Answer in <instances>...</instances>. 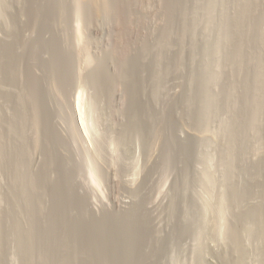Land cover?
<instances>
[{
    "label": "rangeland",
    "instance_id": "1",
    "mask_svg": "<svg viewBox=\"0 0 264 264\" xmlns=\"http://www.w3.org/2000/svg\"><path fill=\"white\" fill-rule=\"evenodd\" d=\"M32 1L0 0V130L6 127L11 119H17L21 115V107L14 97L15 93L28 88L29 82L37 83L42 113L38 130L40 144L37 150L32 149L28 125L25 128L24 137L27 138L23 149L27 145L28 150H24L30 153V159L28 157L30 164L27 168L32 175L42 173L47 155H51L53 159L51 165L45 168L48 172L46 180H49L45 182L46 186L44 184L46 188L42 203L45 222L42 223L44 225L48 223L44 227H51L49 231L53 237L56 235L54 238L60 236L62 228L59 227L64 224L65 230L73 235L70 238L75 248L77 247L78 256L69 264H101L102 261L105 264H224L227 258L233 260L236 255L232 248L230 227L236 223L241 202L240 205L234 203L231 200V192L237 183L247 184L245 187L251 191L253 185L264 177V116L260 117L259 122L257 121L259 124L257 123L253 130L249 129L252 132L247 131L246 137L249 138L247 142L245 140L242 143L241 140L235 139L233 144L231 143L232 124L235 118L233 115H237L231 110L233 104H223L228 108H219L218 111L208 106L207 101L205 102L208 104H201L203 103L200 98L201 90L196 89L198 85L196 78L199 76L194 77L195 81L191 83L189 81L193 72L202 74L205 66V71L210 69L208 72L215 73L214 76L217 77L208 80L210 81L207 82L208 86H203L202 97L204 98L205 94L217 95L221 92L223 88L221 83L224 82L222 80L227 76L224 74L230 70L227 65L221 63L222 54L228 47L224 48L225 50L221 49L219 54L212 52L208 56L203 50L205 44L212 45L216 39L221 12L224 9L231 12L230 2L218 0L217 5L221 7L219 5L213 7L211 21L208 19L210 22L206 21L201 11L204 0L187 2L189 12L197 5L198 17L203 24L208 22V25L204 24L207 28L200 22L194 37L190 32L184 34L181 41L183 49L181 63L179 66H173L175 64L172 58L178 51V36L175 29L179 28L180 22L177 20L179 24H175L176 28L170 37L171 48L168 46L166 51L163 50L165 57L162 59V62L164 61L162 66L168 68V72L160 83L161 86L159 85L157 97H154L156 100H153L151 81H148L151 80L153 69L151 55H147L150 60L147 56L143 59L140 56L141 51L136 50L135 44L131 47L132 60L127 68L130 70L132 80L120 82L116 95L110 92L116 75L110 62L112 49L117 47L116 41L118 49L121 51L124 49L123 45L114 39V34L119 30L118 26L113 24L105 29V23L94 19L84 4L83 7H79L77 13L76 0H61L62 2L40 0L36 1V4L39 5L38 16H41L39 17L41 19L36 28L31 29L32 15H35ZM155 4L152 7L156 9ZM156 15L159 14H147L148 24L145 23L144 27L147 34H150V31L154 33L156 27L163 24L161 16ZM52 23L57 24V27ZM98 24L102 30L95 29ZM175 35L177 37L174 38ZM39 39L50 40L49 42L55 44L54 51L61 62L59 84L56 86L52 83L51 73L54 74L56 63L55 60L52 61L51 50L43 53L44 49L38 48L41 46H33ZM47 41L45 45H48ZM23 42L25 46H22ZM11 44H14V48ZM10 53H13L15 58H12L15 62L19 61L20 75L18 71L16 78L15 76L8 78L11 76L9 75L11 69L7 65L5 55L10 56ZM28 63L32 65V72ZM208 72L206 77L211 75ZM91 75L94 79L89 78ZM5 76L8 80H5ZM11 79L14 80L11 82ZM45 82L50 89L44 88ZM238 93L232 96L237 98V104H234L236 108L242 103ZM192 96L198 101L192 99ZM143 108L146 111L142 110ZM196 111H201V115H197ZM157 112L159 114L155 116ZM131 120H136L135 123L139 125L135 131L125 130L131 124ZM16 125L14 124L15 127ZM0 133L4 139L1 140L2 146L4 145V156L7 153L8 157H12L1 158L0 155V159L6 158L4 160L8 161L0 160V224H3L2 228L0 227L2 233L0 235L6 237L8 236L6 225L9 224L7 215L13 207L11 202L17 197L20 198L19 193H16L18 190L12 186L15 170L13 155L17 156L20 150L17 139H14L15 135L9 132L7 127ZM240 145H245L242 146L245 149ZM22 157L26 158L25 154H22ZM243 166L247 167L248 173ZM252 172L257 174L260 172L261 177ZM249 177H253L255 183L251 181L254 179ZM250 191H245L244 195L249 196ZM63 201L67 210L61 206ZM22 208L18 210L19 212L16 211V218L23 226H28L30 221L25 209ZM131 209L133 215H130ZM65 211L68 215L71 213L70 221L63 222L59 219L61 213L64 214ZM130 223L136 226V230L128 227ZM87 232L89 239L86 241ZM248 239L244 240V246L246 250L248 249L247 264H262L257 239L254 237ZM15 246L17 245L13 239L7 243V250L3 248L6 253L2 249L4 261L0 264H24L22 255ZM132 249H137L140 258L133 256Z\"/></svg>",
    "mask_w": 264,
    "mask_h": 264
},
{
    "label": "bare ground",
    "instance_id": "2",
    "mask_svg": "<svg viewBox=\"0 0 264 264\" xmlns=\"http://www.w3.org/2000/svg\"><path fill=\"white\" fill-rule=\"evenodd\" d=\"M36 1L40 2V0H33L32 1V3H33L32 5L34 6V10H35L33 12H35L34 13L35 15H32L33 16V20L31 21V26H30V23H29V26L31 27V29H35L36 26L38 25L39 19H41V18H39L41 16H38V12H39L38 6L39 5L36 4ZM219 1H223V0H219ZM61 2H60V4H61ZM75 2H77V7H76L77 8V13L79 11V7H81L84 4L85 6H87L90 14L94 17V19L102 20L105 23V29H107V27H109V26H111L113 24L116 25V27L117 26L119 27L118 32L114 34V37H115L114 39H117L119 41L120 45L121 44L123 45L124 49H123V51H121V49H118V44H117V41L115 40L116 41L115 44L117 45V47L112 49V59L110 61L112 67H114V70L116 71L115 72L116 75H115V78L113 80V86H111L112 90H110L112 95H114V94L116 95V93H117L116 90H117V88L119 89L118 86L121 84L120 82H126V81L130 82L132 80V77H131L132 75H130V73H129L130 70L128 71L127 68H128V65H130L129 62L132 60V58H131L132 57V55H131L132 53H131L130 50H132L131 49V47H133L132 45L135 44L136 47H137L136 50H140L141 51V55L140 56H142L143 59H146L144 57H146L147 55H149V56L151 55V58L147 56L148 59L149 58L151 59V61H152L151 63L153 65V66H151V69L153 67V69L151 71V80L149 79L148 81L149 82L151 81V85H152V92H151V94L153 95L152 99L156 100V99H154V97L155 98L157 97V92H158L159 85L164 80V77H165L166 73L168 72V68H166L165 66H162V63L164 62V61L162 62V59H163V57H165L163 55V50L166 51L167 50L166 48L168 46L171 48V46L169 44H170V41H172V40H170L172 38H170V37L172 36L171 33L176 28L175 24L178 25L179 24L178 22H180V24L178 25L179 28L177 27L178 29H175L176 32H177V36L178 37L175 35L174 38L175 37L178 38V51L176 52L177 53L176 55L174 54L175 57H173L174 60H175V63H174V60L172 58L173 64H175L173 66H177V65L179 66V64L181 63L180 62V60L182 58L181 57V53L183 52L182 51L183 49L181 48V41H182V38L185 36L184 34L185 33L188 34L187 32H190V34L194 37L195 31L197 30V26L198 25L201 24V25H203V27H205L204 26L205 22L203 24V21L200 19V17H198L199 15L197 13L199 11L197 10L198 8L196 7L197 6L196 4H195L196 6L191 8L190 12L188 11L187 2H189V0H76ZM199 2H201V1H199ZM228 2H230V5H231V7H230L231 8V12L228 9L227 10L229 12L226 11L225 9L222 10L220 18H219L220 22L218 21V23H217L218 24V28H217V30H218L217 32L218 33L216 34V39L213 41L212 45L211 44L209 45V43L205 44L204 50H203V52L205 51L204 54H206L208 56V54H210L212 52H213V54H214V52L219 54L221 49L223 50L224 48L226 49L228 47L227 48L228 50L226 49V51H224V54H222V56H223L222 60L223 61L221 63H223L224 65H227V68H230L231 71L229 70V73L226 74V72H225V74H224V76L225 75H227V76H226L225 80H222V82L224 81L223 83H221V84H223V86H222L223 88L221 87L222 90L217 95L215 93L213 95L212 94L211 95L205 94L207 96L203 95L204 98L202 97V93L204 94L203 86L206 87V85L208 84L207 82H210L208 80H211L214 77L215 78L217 77L216 75L214 76L215 73L211 74V73L208 72L210 70L209 67H208L209 70L205 71L206 70L205 66L203 68L205 72L203 71L202 74L201 73L197 74V73L193 72L191 74L192 78L189 81L191 83V82L195 81L194 77L199 76L198 78H196L197 79V84H198L196 86V89H198V91H200V90L202 91V92L200 91V95L201 96L198 94V96H200V98H202V101H203V103H201V104L204 105V104H206L208 102L210 104L209 105L207 103L208 106H212V108L214 110H217V111L219 110V108H222V109L223 108L224 109L228 108L227 106H225L226 103H229L230 105L233 104V106H232L233 109H231L232 107L230 109L232 111H234L233 114H237V115H233V116H235V118H233L234 121L232 120L233 121V124H232V126H233V128H232L233 137L231 139L232 140L231 143L234 144L235 143L234 142L235 139L237 141L241 140L242 143L245 140L247 142V140L249 139L248 137H246L247 131L249 129L254 128L257 125V123L259 122L258 120L260 119V117L264 116V0H228ZM154 3H156L155 5H157L156 9L152 7V5ZM217 3H218V0H204V4H203V2H202V4L200 3L201 6H202L201 7V11H203L202 14L205 15V16L204 15L203 16L206 18V21L208 19L210 20L211 16H213V15H211L212 14L211 11L213 12V7L214 6L216 7ZM221 5H223V4H221ZM152 13L153 14H156V13L159 14V15H156V16H161L162 19L161 18H159V19L163 20V22H162L163 24L160 27L157 26L156 27L157 30L154 33H151V31H150V34H147L146 33L147 31L146 32L144 31L145 23L148 24L147 23L148 22L147 21V14L152 15ZM52 17H54V15ZM177 20H178V22H177ZM52 22H55V21H52ZM56 22H57V20H56ZM200 22H202V23H200ZM206 23L207 24H205V25H208V22H206ZM52 24H55V23H52ZM159 24H161V22ZM56 25L57 24H55V26ZM98 25L95 26V29L97 31L98 30H102L103 28L100 25H99L100 27H98ZM142 27H143V31L144 32L142 31ZM205 28H207V26ZM31 31H33V30H30V32ZM39 37H41V36H39ZM45 41H47V40H45ZM45 41H43L42 39H39V41L37 40V42L33 43L34 44L33 46H35V47L41 46V47H38V48L44 49V50L41 49L43 53L44 52L46 53V51L51 50V52L50 51H48V52L51 53V55L53 57L52 61L55 60L54 63H56V66H57V67L55 66V68H54V69H56L55 72L53 71L54 74L51 73V75L53 76L52 83H54L55 85L54 84L53 85L56 86V85L59 84L58 81H59V77H60L59 75L60 74H58V73H60L59 72V68L61 67V62H60V59H58L57 55L55 54V51H54V48H55L54 45L55 44H54V42H49L50 41L49 40L47 42H49L50 44L48 43V45H45L44 44ZM16 42H17V40H16ZM21 42H19V44ZM25 42H26V40H25ZM47 42H46V44H47ZM116 45H114V46H116ZM175 45H177V44H175ZM8 46H9V48H11V46L9 44H8ZM12 46L14 48V44ZM22 46H25V43ZM170 48H168V49H170ZM59 50H60V47H59ZM134 53H136V52H134ZM168 53H169V51H168ZM173 53H175V52H173ZM7 54H9V51H7ZM12 54L10 53L11 57L5 55V57H7V59L5 58L7 63H8L7 65L11 69V71L9 73V75H11V76L10 77L8 76V78H11L12 76H15V78H16L17 74H18V71H19V68H20L18 66V62L19 61L17 62V60H16V62H15V59H13L15 57H13L14 55H12ZM20 54L22 55V52ZM17 55L19 56V54H17ZM51 55L49 54V56H51ZM109 56L111 57V55H109ZM167 56H168V54H167ZM23 57H25V56H23ZM28 58H29V56H28ZM16 59H17V57H16ZM133 60H134V58H133ZM148 64H149V62H148ZM167 64H166V66H167ZM28 65H29V63H28ZM31 66L29 68L31 71L28 69L30 72H32ZM224 68H225V66H224ZM198 72H200V71L198 70ZM206 72L211 74L210 76H207L208 78L205 76ZM18 75H20V71H19ZM137 75H138V73H137ZM18 77H20V76H18ZM110 77H112V76H110ZM189 77H190V75H189ZM8 78L6 77L5 80H8ZM89 78L92 79L93 78L92 75L89 76ZM13 80L11 79V82ZM138 80H140V79H138ZM24 82H25V80H24ZM27 82H28V80H27ZM118 82H119V84H118ZM139 82H142V81H139ZM36 84H35L34 81L33 82H29L28 88H24L23 91L20 90L21 92L15 93L14 97H16L15 99H17L16 101H18L19 106L21 107V113H20L21 115L20 116L18 115L19 117L17 119H13V120L17 121L16 122L17 125H16V123H13L14 121L12 119L11 120L9 119L11 122L9 120H8L9 121L8 123L6 122L7 126L4 124L7 127L8 131L12 132L15 135L14 139H17V141H18L17 145H19L18 148H19L20 151H18V155L17 156L13 155V157H14L13 160H14V163H15L14 164L15 165V170L13 171L14 177H13V181H12V183H13L12 186H13V188L16 187L15 189L18 190V192L16 191V193H19L20 198L17 199L18 198L17 197V198L12 200L13 202H11L13 207L8 212V215H7L8 218L7 219L9 220V224H7L8 226L6 225L8 236L4 237L3 235H0V262L2 263L4 261L2 249L3 248L6 249L7 243H9L10 240L14 239V242L17 245L15 247H18L17 250H19L20 255H22L21 257L23 258L22 260H23L24 264H69L71 261H75L76 257L78 256V252H77V249H76L77 247L75 248V246L73 245L74 242L72 243V241H71L72 238H70L73 235L69 234L70 231L68 232V230H65V228L63 227L65 225L64 224L63 226L59 227V228H62L61 229V234H60L61 237L58 236L60 239H57L58 237L54 238L56 235L53 237L52 233L50 232L51 230L49 229L51 227H44V226L48 225V223H45L46 225H44V223H42L44 221L43 220L44 219L43 218V215H44L43 214V211H44L43 210V206L44 205L42 203L43 202L42 198H43L44 189L46 188V187H44V184H45V182L47 180H49V179L46 180V178H48L46 173H48V172H46L47 170H45V168L46 167L48 168V166L51 165V163L53 162V159L51 158V155H47V158H46V161H45V166H44L45 168L42 169V173L40 172V174L35 176L34 174L32 175L31 172H29L28 168H27L29 166L28 164H30L29 163L30 153H29V151L25 152V150H24V149H26L27 145L23 149V145L25 146V142H26L25 139L27 138V137H24L26 135L25 128L28 125H29L28 128L30 127L29 130L31 132V147H32V149L37 150L38 146L40 144L39 143L40 141H39V136H38L39 135L38 134V130H39V126H40V114H42V113L40 111L41 107L39 105L40 104L39 103V96H40L39 92L40 91L38 92V90L36 88L37 87ZM44 84H45L44 88H46V90L50 89L48 87V85H47V82H45ZM141 85L142 84H140V86ZM23 86H26V85H23ZM133 88H134V86H133ZM54 89H55V87H54ZM136 89L137 88H135V91H137ZM58 90H60V89H58ZM207 90H209V89L207 88ZM210 91H207V92H210ZM235 93H238L240 95L241 101H242V103L240 102L241 105L239 104L240 106L239 105L237 106L238 109L235 106L237 104V102H236L237 98H235V96H234V98L232 97ZM129 95H131V94L129 93ZM143 95H145V94H143ZM47 97H49V96H47ZM133 98H131V99H133ZM191 98L194 99L193 96ZM195 99H196V101H198L197 98H195ZM239 100H240V98H239ZM205 101H207V102H205ZM200 102L201 101H199V103ZM223 104H225V105H223ZM203 107L204 106H202V108ZM139 108H141V107H138V109ZM202 108H199V110L202 109ZM142 110L146 111V109H144V108ZM25 111H28V112H25ZM151 113H150V115H151ZM196 113H197V115H201L202 112L201 111H196ZM157 114H159V113L157 112L154 115L156 116ZM167 118H166V120H168ZM133 119H134V117H133ZM47 120H49V119H47ZM135 122H136V120H131V124H129V126H127L125 128V130H128V131L137 130L139 125L137 123H135ZM14 124L16 125V127L14 126ZM46 125H48V124H46ZM6 127H4V128H6ZM156 129H154V130H156ZM2 130H0V131H2ZM249 131H251V130H249ZM50 132H51V130H50ZM125 132H127V131H125ZM4 133H5V130H4ZM154 133H155V131H154ZM50 134H52V133H50ZM2 135L3 134L0 133V155H1V158H2V156H4V152H5V151H3L4 150V148H3L4 145L2 146V142L4 141V139H2ZM166 136L168 137L169 135H166ZM153 138H155V137H153ZM1 140H3V141H1ZM5 141H6V139H5ZM228 143L229 142H227V144ZM233 144H232V146H233ZM243 147H242V149H245ZM26 150H28V148ZM20 152L22 154H25L26 158L22 157V154L21 155L19 154ZM15 153H17V152H15ZM26 153H28V154H26ZM5 156L8 157L9 155H7V153H6ZM28 157H29V159H28ZM8 158L11 159L12 157H8ZM4 159H6V158H4ZM4 159H0V160L8 162L7 160H4ZM25 161H26V163H25ZM222 166H224V165H222ZM257 167H259V166H257ZM244 168H245V171H246L247 167L243 166V169ZM250 171H252V170H250ZM252 173H255V172H252ZM255 175L256 176L258 175V176L261 177V173L260 172L258 174L255 173ZM62 177H64V176H62ZM249 178H251V177H249ZM251 179H254V178L252 177ZM251 181L254 182L255 179L251 180ZM257 181H259V179ZM247 182H249V181H247ZM253 182H250V183H253ZM255 184H256V186H255ZM255 184L254 185L252 184L255 188L253 187V189L250 191V189H247L248 187H245V185H247V184L243 185L242 183H237L236 185H234L235 187L233 188V190L231 192V200L234 203H236V204L238 203V205H240V202H241V205H240V207H238V205H236L238 207V209L240 208L238 210V216L236 217L237 218L236 219V223L232 227H230L231 230L228 228L230 230V237H231V241H232V244H233L232 248H234V251H235L234 255H236V256L233 258V260H228V258L226 257L227 259L223 262L224 264H247V255H248L247 254V250L248 249L246 250V246H244L245 245L244 240L248 239L250 237H254V238L257 239L258 245H259V250H260V252H259L260 253V260H261L262 264H264V177L263 178L261 177L260 181L255 183ZM45 186H46V184H45ZM244 187H245L246 190L244 189ZM7 188L9 189V187H7ZM15 189H14V191H15ZM57 190H59V189H56V191ZM247 190H248V192L250 191V195L249 196H247V194L244 195L245 194L244 192L247 191ZM15 196L16 195H12V197H15ZM255 198H256V200H255ZM64 205H65V202L64 201L61 202V206L64 207ZM133 207H134V205H133ZM21 208L23 210L25 209V211H26L25 214L28 215L27 218H29V221H30L29 223L27 222L28 226L27 225L23 226L19 221H17L18 218H16V215H17V212H19L18 210H21ZM64 208H62V209H64ZM131 211L132 212H131L130 215H133L134 212H133L132 209H131ZM70 214L71 213H69V215ZM69 215L65 211L64 214L61 213V216H59L61 218H59V219L62 220L63 222L70 221L72 219V217L70 219ZM117 221L119 223H121L119 221V219H117ZM128 222H130V221H128ZM59 224L61 225V223H59ZM0 225H1L0 227L2 228L3 224H0ZM130 225H128V227H132L133 228L132 230H134L136 228V226H134L133 223H130ZM73 226H74V224H73ZM78 226H79V224H78ZM146 227L144 226V228H146ZM131 235H133V234H131ZM85 237H86L85 239L87 241V239H89V232H87ZM10 238H12V239H10ZM5 249H3V251H5ZM123 252H124V250H123ZM131 252L133 253V256L135 258H140L141 255L137 251V249L136 250L132 249ZM5 253H6V251H5ZM101 264H105V262L102 261Z\"/></svg>",
    "mask_w": 264,
    "mask_h": 264
}]
</instances>
